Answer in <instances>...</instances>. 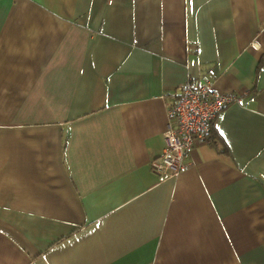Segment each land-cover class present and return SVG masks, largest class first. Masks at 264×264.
I'll list each match as a JSON object with an SVG mask.
<instances>
[{"label":"crops","instance_id":"crops-1","mask_svg":"<svg viewBox=\"0 0 264 264\" xmlns=\"http://www.w3.org/2000/svg\"><path fill=\"white\" fill-rule=\"evenodd\" d=\"M189 77L240 101L159 178ZM0 264H264V0H0Z\"/></svg>","mask_w":264,"mask_h":264},{"label":"built area","instance_id":"built-area-1","mask_svg":"<svg viewBox=\"0 0 264 264\" xmlns=\"http://www.w3.org/2000/svg\"><path fill=\"white\" fill-rule=\"evenodd\" d=\"M238 101L240 96L232 92L216 91L209 79L184 80L167 106L164 148L151 159V170L159 178L186 171L195 145L211 137L212 125L222 109Z\"/></svg>","mask_w":264,"mask_h":264}]
</instances>
